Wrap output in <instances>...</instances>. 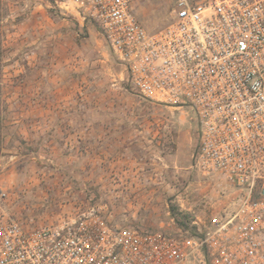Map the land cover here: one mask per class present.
Returning <instances> with one entry per match:
<instances>
[{
	"label": "rangeland",
	"instance_id": "1",
	"mask_svg": "<svg viewBox=\"0 0 264 264\" xmlns=\"http://www.w3.org/2000/svg\"><path fill=\"white\" fill-rule=\"evenodd\" d=\"M0 4V222L36 228L99 205L117 227L195 234L231 202L223 178L192 166V110L133 94L97 28L75 25L83 44L49 74V0ZM170 9L148 0L139 14L156 30ZM49 100L67 103L60 112L85 130L77 154L50 145Z\"/></svg>",
	"mask_w": 264,
	"mask_h": 264
},
{
	"label": "built area",
	"instance_id": "2",
	"mask_svg": "<svg viewBox=\"0 0 264 264\" xmlns=\"http://www.w3.org/2000/svg\"><path fill=\"white\" fill-rule=\"evenodd\" d=\"M148 0H50L95 27L127 88L198 122L193 168L221 177L231 202L195 234L117 227L94 205L58 223L0 222V264H264V0H171L150 29Z\"/></svg>",
	"mask_w": 264,
	"mask_h": 264
},
{
	"label": "crops",
	"instance_id": "3",
	"mask_svg": "<svg viewBox=\"0 0 264 264\" xmlns=\"http://www.w3.org/2000/svg\"><path fill=\"white\" fill-rule=\"evenodd\" d=\"M63 15L62 12L53 7L49 0V74L52 73L51 67H60L56 65V60H58L57 64L59 61L68 60L71 46L78 48L83 44L79 39L80 36L77 35V28L82 34L84 30L90 29V27L82 28L75 19H68ZM59 45H61V49ZM64 46L65 50H63ZM64 51L67 53V57L64 56ZM57 55L59 56L57 57ZM66 106L67 103L63 101L49 100V140H51L52 144L50 145L53 146L54 150L61 149L65 154L74 155L80 151L79 147L77 149L75 147L84 141L86 132L79 127L81 124L79 120L62 115L63 112L61 113L60 110L63 111Z\"/></svg>",
	"mask_w": 264,
	"mask_h": 264
},
{
	"label": "trees",
	"instance_id": "4",
	"mask_svg": "<svg viewBox=\"0 0 264 264\" xmlns=\"http://www.w3.org/2000/svg\"><path fill=\"white\" fill-rule=\"evenodd\" d=\"M1 5V4H0ZM0 9H1V6H0ZM0 21H1V15H0Z\"/></svg>",
	"mask_w": 264,
	"mask_h": 264
}]
</instances>
